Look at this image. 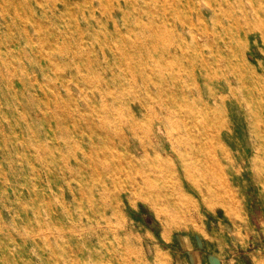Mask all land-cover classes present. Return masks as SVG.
Instances as JSON below:
<instances>
[{
  "label": "rangeland",
  "instance_id": "obj_1",
  "mask_svg": "<svg viewBox=\"0 0 264 264\" xmlns=\"http://www.w3.org/2000/svg\"><path fill=\"white\" fill-rule=\"evenodd\" d=\"M190 1L0 0V264H264V0Z\"/></svg>",
  "mask_w": 264,
  "mask_h": 264
},
{
  "label": "bare ground",
  "instance_id": "obj_2",
  "mask_svg": "<svg viewBox=\"0 0 264 264\" xmlns=\"http://www.w3.org/2000/svg\"><path fill=\"white\" fill-rule=\"evenodd\" d=\"M172 1H175V0H172ZM185 3H186V5H188L189 3H191V1L190 0H185ZM180 25H181V31L183 33V31L184 32L187 31V29L190 27L191 24H190V22H185V21L182 20V21H180ZM212 78H216V79L221 80V81H223L222 79H225L222 76L221 77L220 76H212ZM135 126H137V128H140L139 124H137ZM127 140H129V139H127ZM129 147H130V141H129V145H127V148H129ZM140 149L142 151V154H144L145 156H147L148 155V151H150L149 148L146 147L143 143H140ZM130 150H131V148H130ZM159 151H160V153H163V152L166 151V148H160ZM144 155L142 156V158H137L136 156H134L135 157V161L137 163H139L140 166H133L134 171L136 172L137 176L134 179V183H133L134 187L132 188V190H134L136 192L137 191L139 192L140 190L142 191L143 189H147L150 193L158 192L161 195H163V197L165 196L164 197L166 199L165 201H167L168 198H166L167 196L164 195L163 192L166 191L165 187H166V183L168 182V180H167V178H164V176H162V173H163L162 167L160 166V167L157 168V167H155V166H153L151 164L144 166L142 164V162H141L143 160V158H144ZM186 175H187V178H188L187 182H192L193 180L190 179L189 173H187ZM121 182H122L121 178H117V179L111 178V180H110V183L113 184L112 185L113 188H116L117 186H120ZM108 184H109V182H108ZM108 184L106 183V181L104 179L99 181V185L101 187H103L106 191H108V189L111 188V187L108 186ZM122 189H124V188L122 187Z\"/></svg>",
  "mask_w": 264,
  "mask_h": 264
}]
</instances>
